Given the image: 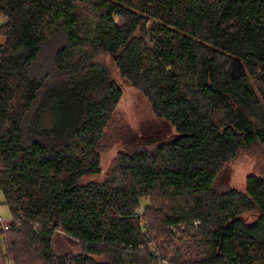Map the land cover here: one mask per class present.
Returning <instances> with one entry per match:
<instances>
[{
  "label": "trees",
  "instance_id": "1",
  "mask_svg": "<svg viewBox=\"0 0 264 264\" xmlns=\"http://www.w3.org/2000/svg\"><path fill=\"white\" fill-rule=\"evenodd\" d=\"M56 30L66 42L40 76L35 63ZM101 53L176 133L120 152L95 181L86 178L101 172L123 94ZM256 144L264 0H0L6 261L264 264V176L249 174L243 191L215 188L223 165Z\"/></svg>",
  "mask_w": 264,
  "mask_h": 264
},
{
  "label": "rangeland",
  "instance_id": "2",
  "mask_svg": "<svg viewBox=\"0 0 264 264\" xmlns=\"http://www.w3.org/2000/svg\"><path fill=\"white\" fill-rule=\"evenodd\" d=\"M83 15H92L91 10L82 7ZM122 22L121 19H118ZM66 42L63 32L56 30L50 34L43 44L42 52L35 63L34 69L40 76L52 67L57 50ZM99 61L109 69L111 77L120 85L122 97L115 106L112 117L108 122L105 135L101 142V172L97 175L88 176L86 180L102 181L113 167L120 152L143 145L149 142L151 136H164L176 133L175 127L171 126L164 118H159L154 113L151 103L146 96L124 78L110 55L101 53ZM45 110V109H44ZM249 174L264 176V146L256 144L249 149H241L233 158L228 160L218 172L215 188L223 191L230 188L245 190L246 179ZM148 199H142V210L148 205ZM0 216L5 222L11 221L13 215L5 197L0 191ZM3 224L0 221V229ZM60 247L72 248L73 252L79 251L77 244L68 245L61 242ZM197 247L207 254L212 252L211 244L200 241ZM4 245L0 240V264H14L6 261L3 256Z\"/></svg>",
  "mask_w": 264,
  "mask_h": 264
},
{
  "label": "built area",
  "instance_id": "3",
  "mask_svg": "<svg viewBox=\"0 0 264 264\" xmlns=\"http://www.w3.org/2000/svg\"><path fill=\"white\" fill-rule=\"evenodd\" d=\"M0 221H2V224L4 225L5 221H4V219H3L1 216H0ZM5 228H6V229H8V228H9V226H8V225H6V226H5Z\"/></svg>",
  "mask_w": 264,
  "mask_h": 264
}]
</instances>
